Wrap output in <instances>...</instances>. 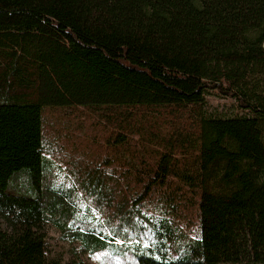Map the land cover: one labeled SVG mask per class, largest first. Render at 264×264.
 I'll return each mask as SVG.
<instances>
[{"label": "trees", "instance_id": "1", "mask_svg": "<svg viewBox=\"0 0 264 264\" xmlns=\"http://www.w3.org/2000/svg\"><path fill=\"white\" fill-rule=\"evenodd\" d=\"M73 106L117 155L44 153V109ZM47 222L99 264H264V0H0V264H88Z\"/></svg>", "mask_w": 264, "mask_h": 264}, {"label": "rangeland", "instance_id": "2", "mask_svg": "<svg viewBox=\"0 0 264 264\" xmlns=\"http://www.w3.org/2000/svg\"><path fill=\"white\" fill-rule=\"evenodd\" d=\"M204 109L210 115L221 117L242 114L233 97L215 92H211L207 96V104ZM43 123L44 153L55 159L62 167L63 161L70 160L97 165L109 154H118L116 149L105 146L109 139L114 140L117 133H112V129L106 123L101 122L93 112L85 108L79 106L47 107L43 111ZM58 168L60 167L58 166ZM68 175L66 171L60 175V181H64L67 188L73 185L72 179ZM80 200L83 203H80L79 211L81 214L87 215V204L82 198ZM90 216L102 220V217L96 216L95 213ZM174 224L179 225L176 220H174ZM78 226L82 227L80 223ZM4 227H6L5 224ZM72 228H77V226H72ZM189 229L196 230L197 225L192 224ZM45 230L50 248L54 253H62L67 261L75 258L76 260L82 259L88 264H99L101 254L87 251L78 239L70 236L71 230L62 231L53 222H47ZM167 251L172 257L178 256V252L172 246H169Z\"/></svg>", "mask_w": 264, "mask_h": 264}, {"label": "water", "instance_id": "3", "mask_svg": "<svg viewBox=\"0 0 264 264\" xmlns=\"http://www.w3.org/2000/svg\"><path fill=\"white\" fill-rule=\"evenodd\" d=\"M215 87H217L218 86V84H216V85H214Z\"/></svg>", "mask_w": 264, "mask_h": 264}]
</instances>
